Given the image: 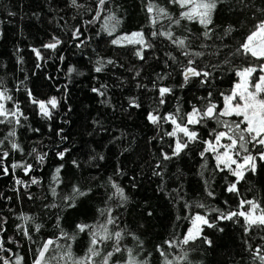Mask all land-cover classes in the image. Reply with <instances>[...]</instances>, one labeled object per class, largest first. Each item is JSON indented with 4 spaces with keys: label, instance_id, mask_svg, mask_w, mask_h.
<instances>
[{
    "label": "trees",
    "instance_id": "trees-1",
    "mask_svg": "<svg viewBox=\"0 0 264 264\" xmlns=\"http://www.w3.org/2000/svg\"><path fill=\"white\" fill-rule=\"evenodd\" d=\"M150 3L165 8L172 20L161 17L153 25ZM98 8V0H76V5L72 0H0V91L11 96L3 99L5 110L17 113L0 117V264H16L17 257L21 264H34L49 239L55 243L46 264H73L88 256L94 231L100 255L92 257L91 264H102L109 252L113 255L108 264H261L264 227L246 230L243 217H218L248 210L241 200L264 208V161L257 159L255 172H245L238 192H228L236 177L217 168L212 152L201 156L214 130H225L215 119L189 125L198 140L164 160L163 154L171 156L176 138H186L182 133L166 135L174 125L163 120L154 125L147 116L156 109L154 114L164 117L179 107V122L193 106L214 103L221 109L222 94H230L238 80L236 71L260 64L238 54L237 48L264 20V0H223L213 14L209 37L197 22L175 24L183 9L169 0H106L96 19ZM110 16L119 20L111 35L105 28ZM113 23L108 22L109 27ZM137 31L151 44L143 49L144 59L136 55L141 46L112 43ZM154 31L170 32L171 39L152 36ZM53 38L61 41L57 48L44 47ZM179 39L185 40L184 48L173 42ZM189 59L198 71L210 73L205 83L201 76L185 84ZM160 87L172 89L162 105ZM53 97L57 107L49 106L51 118L44 117L32 101ZM11 131L15 136L8 135ZM12 142L20 148L13 149ZM248 147L253 155L260 150ZM40 155L45 156L43 162L37 159ZM23 165H31L27 174ZM34 178L37 183H32ZM113 185L123 189L126 200ZM196 214L206 216L214 227L203 225L199 238L182 245L179 241ZM25 216L30 219L25 221ZM109 216L114 223L107 224ZM78 225L90 227L81 232ZM101 225L113 234L111 239H99L104 235L98 231ZM116 231L121 232L119 252Z\"/></svg>",
    "mask_w": 264,
    "mask_h": 264
},
{
    "label": "snow or ice",
    "instance_id": "snow-or-ice-1",
    "mask_svg": "<svg viewBox=\"0 0 264 264\" xmlns=\"http://www.w3.org/2000/svg\"><path fill=\"white\" fill-rule=\"evenodd\" d=\"M170 3L177 4L183 11L180 13V17L173 21L175 24H179L181 20L194 21L199 23L205 28V32L203 35L205 37H209L211 29L209 25L213 23V14L217 9L218 4L223 3V0H169ZM106 3V0H98V12L96 19L99 18V11L102 10L103 5ZM72 4L76 5V0H72ZM147 11L152 14L151 23L155 25L157 20L161 17L172 20L171 15L168 11L160 7L159 5L150 3L148 5ZM108 22H114L111 27H109ZM108 22L105 24V28L108 31L109 35H111L115 31V26L119 24V20L115 18V16L108 17ZM79 33V29L76 30L74 36ZM156 35H167L171 39V33H158L152 32V36ZM54 42L48 43L44 45V47L55 50L57 46L61 43L59 39L53 38ZM123 42L132 45L141 46L140 49L136 52V55L140 59H144L143 57V49L151 47L144 36L142 31L133 32L130 35L120 36L116 39L112 40L114 45H120ZM174 43H178L181 48L185 47V40L179 39L178 41H173ZM36 55L39 57L40 53L38 50H35ZM237 53L244 56H250L256 61H260L259 66H247L243 67L240 70L236 71V76L239 77L238 82L235 84L234 88L231 90L230 94L223 95L224 105L222 109L218 110V106L214 103H208L204 108H197L193 106L192 110L185 114L184 117H180L178 122V117L180 116V108L176 109L174 114H168L167 116L160 117L156 113V109H153L152 112L148 113L147 119L154 125H159L161 121L170 122L174 125V129L171 132L165 133L171 137H177V133H182L183 137L186 139H181L179 137L175 140V146L172 149L171 156L167 153L163 154L164 160H170L175 156H179L181 152L186 149L189 143L195 142L198 140V133L194 131L189 125H197L201 124L204 120H212L215 119L217 124L223 127L224 131H215L213 140L204 141L207 147L201 152V156L203 157L206 152H212L215 154V159L217 162V168L221 171L225 169L231 172V174L236 177V182L231 183L227 191L228 192H238L237 183L240 180L244 179V175L246 171L255 172L256 170V161L257 159L264 161V20H261L251 31L245 40L239 45L237 48ZM185 55H190L188 52L184 53ZM195 56H200L201 53H194ZM107 63H113L109 60ZM194 60H188V66L184 69L183 77L184 82L187 84L189 80L193 77H201L203 76L205 80L201 81L202 83L206 82V78L209 77L210 73L208 71H198L197 68L192 67ZM102 65L95 68L96 72H100L102 70ZM71 71V69H70ZM257 72L260 73L258 79H254V74ZM139 75V72L136 73ZM184 85H181L183 87ZM94 92H99L100 95H104L103 92H100L98 89H93ZM159 104H164V97L167 94L172 92V89L169 87H160L159 88ZM31 95V93H29ZM211 96V93H209ZM3 99H11V96H6L5 92L0 91V100ZM33 103L38 104L40 113L44 117L51 118V109H55L57 107L58 101L55 97L49 99L47 102L45 101H37L33 100ZM132 106L139 107V104H136L135 101H132ZM9 115L16 117V112H8L5 110L4 104L0 103V117L7 118ZM22 115V114H21ZM221 117H236V120H228L221 119ZM3 120H0V123H3ZM11 122V121H9ZM16 124H19V118L17 117L15 120ZM9 136H15V131H11L8 133ZM226 140L227 143H222V141ZM3 143V141H0ZM248 145H252L253 147L259 146V151L257 155H253L250 151ZM13 149H19L20 146L12 142L11 144ZM244 153V155H241ZM8 155L7 152L3 153V156L6 157ZM61 159L64 157V152L58 154ZM40 162H43L45 159L44 155H40L37 157ZM75 163V162H74ZM21 165H12L13 168L20 167ZM235 166V167H233ZM25 173L31 169V165H23ZM4 173L7 174L8 169H3ZM60 172V168L56 169L57 178ZM18 184L22 183V181L17 180ZM32 183H37V180L34 178ZM117 189L122 200H126L127 198L124 196L123 189L119 188L116 185H113ZM79 195H84L79 191V189H75ZM53 193L55 194V189H53ZM210 196L213 195L212 192L208 193ZM245 204L249 206L246 211H231L228 213H221L218 219L221 220H232L234 217H243L246 227V230L251 229L253 226L256 227H264V208H260V205L254 201H245L241 200L240 205L243 207ZM200 207H204V205H199ZM259 209V214H257V210ZM218 211V210H217ZM25 221L29 220V217H23ZM114 223V219L109 216L107 220V224ZM191 227L188 229L186 235L179 241L182 245H188L189 242L195 241L197 238L201 236L202 233V225H207L208 227H214L213 224L209 222L206 216L196 214L191 218ZM78 229L83 232L86 228L90 227L88 225H78ZM37 230H39V226H37ZM98 231H102L104 235L99 237L100 240H107L112 238V233L108 232L106 225H101ZM25 235H28L27 231H25ZM63 235H66L63 234ZM91 246L88 249V256L84 258H80L73 261V264H91V258L100 255L99 251L96 249V245L98 244L97 235L98 232L94 231L91 233ZM117 246L115 247V252H119L120 248L118 246L119 239L121 238V232L116 231L114 233ZM30 238V237H29ZM207 243H211L207 238H204ZM55 242L51 239L45 241L41 248L38 250V258L34 261V264H46V254L49 252L50 247ZM169 247L173 246L171 241L167 242ZM2 247V245H0ZM259 252V250H257ZM130 252V250H129ZM68 258L72 259V254L68 252ZM113 255L112 252L107 253L104 257L102 264H108L109 258ZM161 255H165V253L161 252ZM185 257H179L178 259H184ZM261 264H264V255L258 256ZM2 259V258H0ZM20 257H17L16 264H21ZM3 264H9L7 260L3 261ZM129 264H135V261H129ZM166 264H172L171 261H166Z\"/></svg>",
    "mask_w": 264,
    "mask_h": 264
},
{
    "label": "rangeland",
    "instance_id": "rangeland-1",
    "mask_svg": "<svg viewBox=\"0 0 264 264\" xmlns=\"http://www.w3.org/2000/svg\"><path fill=\"white\" fill-rule=\"evenodd\" d=\"M260 75V73L259 72H257V74H256V78L255 79H258V76ZM238 80H239V77H238ZM238 80L236 81V83L238 82ZM235 83V84H236ZM235 84H234V86H235ZM234 86H233V88H234ZM0 103H3V100H0ZM223 105H224V101H223ZM222 108H223V106H222ZM221 108V109H222ZM178 134V133H177ZM222 143H227V141L226 140H224V141H222ZM214 154V153H213ZM214 156H215V154H214ZM233 167H235V166H233ZM257 214H259V211L257 210ZM195 216V215H194ZM193 216V217H194ZM192 225H191V222H190V225H189V227H188V229L191 227ZM202 227H203V225H202ZM188 229H187V231H188ZM187 233V232H186ZM186 235V234H185Z\"/></svg>",
    "mask_w": 264,
    "mask_h": 264
}]
</instances>
